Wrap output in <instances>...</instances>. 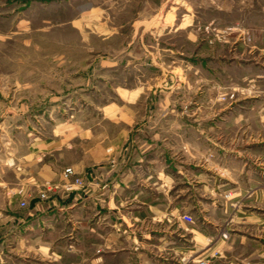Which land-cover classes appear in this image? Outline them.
<instances>
[{
    "label": "rangeland",
    "instance_id": "rangeland-1",
    "mask_svg": "<svg viewBox=\"0 0 264 264\" xmlns=\"http://www.w3.org/2000/svg\"><path fill=\"white\" fill-rule=\"evenodd\" d=\"M261 73L264 0H0V201L26 206L29 154L56 132L122 136L110 120L169 121L186 164L193 116L213 140L234 138L228 111L264 96Z\"/></svg>",
    "mask_w": 264,
    "mask_h": 264
},
{
    "label": "crops",
    "instance_id": "crops-1",
    "mask_svg": "<svg viewBox=\"0 0 264 264\" xmlns=\"http://www.w3.org/2000/svg\"><path fill=\"white\" fill-rule=\"evenodd\" d=\"M228 112L234 138L213 140L212 124L196 128L193 116L186 164L173 151L179 137L163 132L169 121L110 120L122 136L56 132L44 152L29 154L37 167L26 176V206L17 195L0 201V264H264V96ZM75 137L83 142L69 158ZM68 166L85 182L71 192L62 187ZM46 181L60 187L42 198ZM233 197L237 215H222Z\"/></svg>",
    "mask_w": 264,
    "mask_h": 264
},
{
    "label": "built area",
    "instance_id": "built-area-1",
    "mask_svg": "<svg viewBox=\"0 0 264 264\" xmlns=\"http://www.w3.org/2000/svg\"><path fill=\"white\" fill-rule=\"evenodd\" d=\"M75 171L73 170L72 167H67L64 169L63 171V177L65 179V182L62 183V187L64 188L65 191L67 192H71L72 190H74L75 185H80V186H84L85 182L84 180L79 177V176H75L73 178V176L75 175ZM60 185L59 184H54L51 183L49 181H46L43 184V190L40 193V196L45 198L48 196V191L54 188H59ZM22 205H25V202H22ZM183 218L189 222H194V218L193 216L189 215V214H184ZM201 264H207L206 260H201L200 261Z\"/></svg>",
    "mask_w": 264,
    "mask_h": 264
},
{
    "label": "bare ground",
    "instance_id": "bare-ground-1",
    "mask_svg": "<svg viewBox=\"0 0 264 264\" xmlns=\"http://www.w3.org/2000/svg\"><path fill=\"white\" fill-rule=\"evenodd\" d=\"M246 31V30H245ZM130 230V229H129Z\"/></svg>",
    "mask_w": 264,
    "mask_h": 264
}]
</instances>
